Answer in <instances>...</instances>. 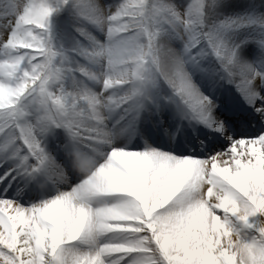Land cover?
Segmentation results:
<instances>
[{
    "label": "snow or ice",
    "instance_id": "snow-or-ice-1",
    "mask_svg": "<svg viewBox=\"0 0 264 264\" xmlns=\"http://www.w3.org/2000/svg\"><path fill=\"white\" fill-rule=\"evenodd\" d=\"M0 264H264V0H0Z\"/></svg>",
    "mask_w": 264,
    "mask_h": 264
},
{
    "label": "rangeland",
    "instance_id": "rangeland-1",
    "mask_svg": "<svg viewBox=\"0 0 264 264\" xmlns=\"http://www.w3.org/2000/svg\"><path fill=\"white\" fill-rule=\"evenodd\" d=\"M66 15V14H65Z\"/></svg>",
    "mask_w": 264,
    "mask_h": 264
}]
</instances>
